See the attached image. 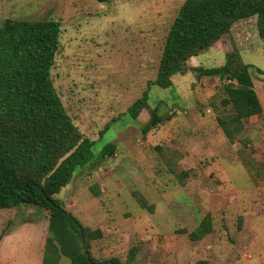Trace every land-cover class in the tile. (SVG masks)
I'll list each match as a JSON object with an SVG mask.
<instances>
[{
  "label": "rangeland",
  "instance_id": "obj_1",
  "mask_svg": "<svg viewBox=\"0 0 264 264\" xmlns=\"http://www.w3.org/2000/svg\"><path fill=\"white\" fill-rule=\"evenodd\" d=\"M183 1L0 0V21H60L55 90L82 135L95 142V156L115 146L111 155L77 169L55 196L83 226L102 232L90 241L94 259L264 264V40L255 17L234 24L186 63L218 67L236 49L249 65L262 111L243 120L232 140L219 124L232 114L222 104L226 81L199 72L173 75L168 89L151 86L149 108L157 107L163 121L145 136L150 109L137 119L125 113L155 78L164 37ZM205 216L211 232L190 241L188 233ZM47 217L35 206L0 209V260L43 264ZM57 264L70 262L62 256Z\"/></svg>",
  "mask_w": 264,
  "mask_h": 264
},
{
  "label": "trees",
  "instance_id": "obj_2",
  "mask_svg": "<svg viewBox=\"0 0 264 264\" xmlns=\"http://www.w3.org/2000/svg\"><path fill=\"white\" fill-rule=\"evenodd\" d=\"M95 1L104 5L111 0ZM252 17L258 37L264 40V0H184L164 37L155 78L125 113L137 119L143 109H150L151 86L168 89L173 75L199 72L226 81L222 104L230 106L232 114L219 124L232 140L243 120L262 111L249 65L236 49L226 53L224 64L218 67H188L186 63L209 50L234 24ZM61 33L60 21L50 18L0 21V209L24 205L46 211L43 264L49 258L57 264L62 256L70 264H120L115 258L97 261L91 256L90 241L101 238L102 232L83 226L55 198L77 169L115 149L108 144L95 156V142L82 135L55 90L51 70ZM158 111L157 107L149 110V119L141 128L143 136L163 121ZM138 203L144 207V200ZM147 209L152 213V206ZM211 230L210 217L205 216L188 238L199 241Z\"/></svg>",
  "mask_w": 264,
  "mask_h": 264
},
{
  "label": "crops",
  "instance_id": "obj_3",
  "mask_svg": "<svg viewBox=\"0 0 264 264\" xmlns=\"http://www.w3.org/2000/svg\"><path fill=\"white\" fill-rule=\"evenodd\" d=\"M47 224H48V221H47ZM44 248V243H43V245H42V249ZM39 256H41V253H40V255ZM38 262L40 263V264H42V261H40V259H38ZM0 264H5V262L3 261V260H0Z\"/></svg>",
  "mask_w": 264,
  "mask_h": 264
}]
</instances>
